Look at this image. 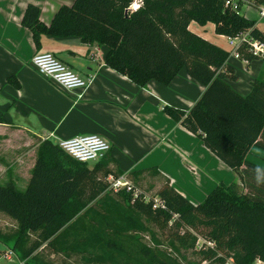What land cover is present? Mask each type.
Returning <instances> with one entry per match:
<instances>
[{
	"label": "trees",
	"instance_id": "trees-1",
	"mask_svg": "<svg viewBox=\"0 0 264 264\" xmlns=\"http://www.w3.org/2000/svg\"><path fill=\"white\" fill-rule=\"evenodd\" d=\"M133 1L72 0L57 8L49 24L40 20L38 6L27 4L21 26L31 32L37 50L42 35L95 43L104 49L107 66L140 87L149 81L168 86L180 70L200 83L202 95L188 111H164L200 137L239 182L216 185L196 204L168 181L149 200L125 191L115 195L139 229L144 221L161 233L168 231L173 245L192 251L200 261L264 264V166L247 158L253 148L264 153V79H255L249 93L240 95L229 83L237 79L226 67L229 53L188 29L192 21L201 26L210 22L217 35L236 37L247 31L249 38L264 41L255 21L241 13L243 4L258 9L264 0H242L238 10L224 8L219 0H140L130 10ZM236 53L246 62L264 59L250 52L247 41ZM6 81L18 87L13 76ZM0 123H5L1 117ZM36 147L25 188L12 181L0 184V213L15 222L11 229H0V242L23 264H50L48 257L68 250L64 240L76 223L108 197L105 178L120 172L108 168V158L88 168L47 139ZM155 198L163 209L153 208Z\"/></svg>",
	"mask_w": 264,
	"mask_h": 264
},
{
	"label": "crops",
	"instance_id": "crops-1",
	"mask_svg": "<svg viewBox=\"0 0 264 264\" xmlns=\"http://www.w3.org/2000/svg\"><path fill=\"white\" fill-rule=\"evenodd\" d=\"M71 1L0 0V117L5 120L0 123V182L27 183L36 146L44 139L57 145L76 135L93 134L102 137L110 150L88 168L108 158L110 170L119 171L142 190L153 189L152 196L168 181L178 194L196 204L216 185H228L236 178L239 182V176L200 137L164 111L165 107L188 111L202 95L204 87L184 70L168 86L149 81L140 87L107 66L104 49L95 43L42 35L40 50L35 48L31 32L21 26L27 4L38 6L40 20L49 24L57 8ZM241 7V13L264 32V17L258 16L257 9L247 4ZM188 26L229 53L226 67L237 77L229 83L240 95L249 93L252 81L264 79V59L246 62L235 58L227 37L215 34L210 22L201 26L192 21ZM41 52L52 53L80 76L93 79L82 100L75 101L73 93L38 74L30 58ZM8 76L17 80L18 87L7 83ZM247 158L264 166V153L254 148ZM2 216L8 218L0 213L1 230L14 227L12 219L14 223L3 224ZM8 251L0 242V264H23Z\"/></svg>",
	"mask_w": 264,
	"mask_h": 264
},
{
	"label": "rangeland",
	"instance_id": "rangeland-1",
	"mask_svg": "<svg viewBox=\"0 0 264 264\" xmlns=\"http://www.w3.org/2000/svg\"><path fill=\"white\" fill-rule=\"evenodd\" d=\"M219 42L224 43L222 40ZM15 183L20 190L27 185L22 181ZM134 187L145 200L152 196L153 189ZM115 193L109 191L106 199L93 206V212L76 223V228L70 230V236L64 240L68 250L48 257L50 264H213L200 261L192 251L173 245L167 239L168 231L161 233L144 221H141L143 226L139 229V225L126 212L127 205ZM104 215L112 218H108V221L103 218ZM1 222L14 223L3 216Z\"/></svg>",
	"mask_w": 264,
	"mask_h": 264
},
{
	"label": "built area",
	"instance_id": "built-area-1",
	"mask_svg": "<svg viewBox=\"0 0 264 264\" xmlns=\"http://www.w3.org/2000/svg\"><path fill=\"white\" fill-rule=\"evenodd\" d=\"M222 2L224 8H230L233 10L239 9V3L242 0H219ZM140 6V0H134L129 6L130 10H136ZM257 14L260 17H264V5H260L257 9ZM227 41L234 48L231 55L238 58L236 48L240 46L244 41L249 43L250 52L260 57L264 56V41H257L249 38L248 32H243L236 37H227ZM30 63L38 72L39 75L44 76L51 82H53L57 88L64 92L73 93L76 100H82L87 89L91 86L93 79L90 77H82L78 73L71 70L64 62L57 59L50 52L35 53L30 58ZM66 154H68L75 161L81 163H94L104 157L109 152V144L100 136L93 135H76L75 137L60 140L57 144ZM108 184V190L119 192H131L132 196L140 194L135 191V187L131 180L127 179L125 175H108L106 178ZM149 200V199H147ZM153 208L160 207L163 209L164 205L155 198L153 201ZM13 252L8 251L7 254ZM256 262L261 263L260 260Z\"/></svg>",
	"mask_w": 264,
	"mask_h": 264
}]
</instances>
